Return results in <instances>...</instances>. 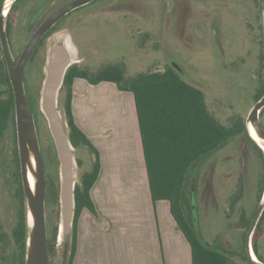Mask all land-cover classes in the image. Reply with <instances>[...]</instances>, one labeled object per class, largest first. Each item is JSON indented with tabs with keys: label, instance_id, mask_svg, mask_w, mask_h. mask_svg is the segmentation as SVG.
<instances>
[{
	"label": "rangeland",
	"instance_id": "1",
	"mask_svg": "<svg viewBox=\"0 0 264 264\" xmlns=\"http://www.w3.org/2000/svg\"><path fill=\"white\" fill-rule=\"evenodd\" d=\"M69 1H51L42 16ZM200 1L94 0L72 11L46 38L34 59L27 63L24 76L28 94L40 101L49 47L55 40L66 38L76 62L92 70L107 63L125 62L126 74L135 75L176 63L185 68L187 76H183L205 92L210 111L221 122L230 124L239 115L246 120L264 77L261 0L239 2L234 6L236 13L228 12L221 5L210 4L209 0ZM31 5V0H25L12 18L16 28L20 21L17 15L24 16L22 21L25 22H21L25 31L19 38L13 33L15 60L19 58L25 40L28 41L39 25V22L30 23L28 7ZM196 6H210L211 12L201 14ZM60 111L63 115L61 108ZM35 120L47 181L45 205L49 229L55 223L60 224L59 194L58 199L52 198L60 188V162L46 117L42 113L35 114ZM8 136L0 140V156L10 154L12 159L15 152L19 154L17 133L13 141L12 135ZM9 142L13 143L11 150ZM74 154L75 158L88 159L84 151L75 149ZM207 167L214 172L206 176L208 189L204 187L201 174ZM81 172L77 163L76 180ZM263 176L264 158L243 134L232 136L222 148L199 158L188 171L186 205L196 226L207 242L216 248L227 249L232 258L242 264L247 263L245 233L248 226L241 223L243 230H238L235 224L238 225L242 211L244 219H252L258 207ZM17 212L10 182L0 171L1 231L12 233L18 220ZM260 220L261 228L256 227L255 231L259 230V247L264 259L262 216ZM71 241L68 240V250ZM57 247L55 264H60L65 247L60 236ZM9 249L6 242L0 241V264H4L3 258Z\"/></svg>",
	"mask_w": 264,
	"mask_h": 264
},
{
	"label": "trees",
	"instance_id": "2",
	"mask_svg": "<svg viewBox=\"0 0 264 264\" xmlns=\"http://www.w3.org/2000/svg\"><path fill=\"white\" fill-rule=\"evenodd\" d=\"M5 1L0 0V16ZM31 1L32 5L28 7L29 16H31L30 23L37 15L35 24L38 22L40 24L55 11L42 16V13L48 9L53 0ZM24 3L25 0H16L7 15L6 31L12 53L14 49L13 33H16L19 38V35L25 31V26L21 24L24 16L17 15L18 21L20 20L19 28H16L12 18L17 9L21 8ZM60 22L41 39L29 61L34 59L40 47L44 45L46 38L57 28ZM23 23L25 24V22ZM26 43L25 40L21 52ZM77 78H85L91 84H99L104 81L114 82L118 89L133 93L152 199L154 202L158 200L170 202L177 225L190 242L192 264H242L234 260L227 249L216 248L204 239L186 205V184L188 171L192 164L202 156L212 154L222 148L225 142L234 135L241 133L246 135L264 158L263 150L247 130L245 118L239 115L230 124L221 122L210 111L205 92L188 81L173 64L164 69L127 75L125 62L107 63L95 70L75 62L68 68L60 89L59 107L62 109L64 119L68 124L71 143L77 151L86 152L88 158L85 161L80 157L76 158L82 172L75 186V213L70 237L72 241L69 247L68 264L73 263L76 254L78 221L82 211L87 208L95 214L97 213L91 196V189L98 180L102 164L99 149L79 126L74 115L73 85ZM0 87V140H2L7 135L15 137L16 121L14 92L1 44ZM263 93L264 77L261 79L260 87L255 94V102L262 97ZM28 96L34 113L39 116L42 111L38 97L33 94H28ZM11 147L12 144L9 142V150ZM0 167V171L10 182V188L18 207V220L12 233L8 234L0 229V241L6 242L10 247L8 254L3 258V262L4 264H25L29 222L19 154L15 152L12 159L10 154L5 156L2 154ZM263 190L264 176L258 200H260ZM58 194L59 191L57 190L52 198L58 199ZM246 224L249 226L250 220ZM58 237L59 223H55L48 229L49 264L56 263ZM255 251L261 257L256 245ZM246 260L248 264H254L247 254Z\"/></svg>",
	"mask_w": 264,
	"mask_h": 264
},
{
	"label": "crops",
	"instance_id": "3",
	"mask_svg": "<svg viewBox=\"0 0 264 264\" xmlns=\"http://www.w3.org/2000/svg\"><path fill=\"white\" fill-rule=\"evenodd\" d=\"M72 105L102 163L91 189L97 213L85 208L79 217L72 264H192L190 242L170 202L152 199L133 93L114 82L77 78ZM213 173L211 167L201 173L207 189L205 179Z\"/></svg>",
	"mask_w": 264,
	"mask_h": 264
},
{
	"label": "water",
	"instance_id": "4",
	"mask_svg": "<svg viewBox=\"0 0 264 264\" xmlns=\"http://www.w3.org/2000/svg\"><path fill=\"white\" fill-rule=\"evenodd\" d=\"M15 1L16 0H13L9 5L8 13ZM93 1L94 0H71L51 13L33 31L17 60L13 57L6 31L8 13H5V10L7 7V0L4 3L2 14L0 16V43L14 92L16 133L21 164V175L24 192L27 197L29 225L25 264H49L48 228L45 205L47 181L35 113L25 85V66L41 39L52 27L72 11ZM262 9L264 15V0H262ZM76 61L78 60H76L68 40L66 38L55 40L48 50L45 77L40 96V109L48 121L60 162L59 200L61 216L59 236L62 237L65 242L60 264H68L69 262L68 240L71 237L74 222L77 161L74 154L75 147L72 145L69 137L68 124L60 111L59 95L65 74L68 68ZM173 65L182 71V68H180L179 65L176 63H173ZM263 108L264 93L262 97L255 102L246 118L247 130L261 149L262 147L259 142L252 135L250 125L254 128L260 139H262V144L264 145V126L260 117ZM32 154L35 159V191H33L29 179V172L32 165ZM263 211L264 192L246 235L247 251L254 264H264V262L259 259H254L251 253L252 235ZM30 213L33 216L32 224L29 221Z\"/></svg>",
	"mask_w": 264,
	"mask_h": 264
},
{
	"label": "flooded vegetation",
	"instance_id": "5",
	"mask_svg": "<svg viewBox=\"0 0 264 264\" xmlns=\"http://www.w3.org/2000/svg\"><path fill=\"white\" fill-rule=\"evenodd\" d=\"M197 1H200V0H197ZM204 1H206V0H204ZM253 1H255V0H253ZM201 2V1H200ZM244 3L245 4V1L244 0H209V2L208 3H210V4H217V5H221L223 8H227L228 9V12H233V13H236L235 11H236V8L234 7V6H236L238 3ZM248 2V1H247ZM261 4H262V0H261ZM197 7V10H199V12L201 13V14H204V13H207V12H211V7L209 6V8H200V6H196ZM232 8V9H231ZM262 9V8H261ZM263 10V9H262ZM217 12V11H216ZM212 13H215V12H212ZM212 13H210V14H212ZM258 13H259V11H258ZM35 22H36V20L35 21H32V23L31 24H35ZM216 22V21H215ZM244 23H245V21H244ZM28 62H29V60H28ZM27 62V63H28ZM173 64V63H172ZM27 65V64H26ZM175 66V65H174ZM26 67V66H25ZM180 68H182V71H180L178 68H176L182 75L184 74H186V76H187V72H186V70H185V68L184 67H180ZM26 74V70L24 71V75ZM263 115H264V112L262 113L261 112V122H262V124H263V126H264V121L262 120V117H263ZM245 123H246V121H245ZM241 134H243V133H241ZM244 135V134H243ZM245 137H246V135H244ZM247 138V137H246ZM248 139V138H247ZM12 141H13V136H12ZM251 142V141H250ZM12 143V142H11ZM12 146H13V143H12ZM262 184V183H261ZM261 188V187H260ZM260 191V190H259ZM263 192H264V190H263ZM263 192H262V195H263ZM259 196V195H258ZM261 198H262V196H261ZM261 198H260V200H261ZM260 200H258V204H259V202H260ZM258 204H257V206H258ZM256 212V211H255ZM264 212V211H263ZM241 214H244L243 213V211H242V213ZM255 214V213H254ZM264 215V214H263ZM262 215V218H263V220H264V216ZM254 216V215H253ZM243 217V216H242ZM253 218V217H252ZM247 221V220H246ZM246 221H245V224H246ZM251 221H252V219H250V223H251ZM261 220L259 219V221H258V224H257V229H260L261 228ZM239 224V223H238ZM249 226H250V224H249ZM249 226H248V229H249ZM235 228L237 229V224H235ZM248 229H247V231H248ZM256 229V228H255ZM258 233H259V230H256L254 233H253V235H252V237H253V239L251 240V246H252V248H253V250H254V252H255V254H256V256H257V258L260 260V261H262V262H264V259H263V255H262V253H261V250H260V247H259V241H260V239H259V235H258ZM246 235H247V232L245 233V245H246ZM255 245L257 246V248H258V253L261 255V257L256 253V251H255ZM246 254L249 256V254H248V251H247V246H246ZM249 259L251 260V258L249 257ZM252 261V260H251ZM253 262V261H252ZM254 263V262H253ZM246 264H248V261H247V263Z\"/></svg>",
	"mask_w": 264,
	"mask_h": 264
},
{
	"label": "bare ground",
	"instance_id": "6",
	"mask_svg": "<svg viewBox=\"0 0 264 264\" xmlns=\"http://www.w3.org/2000/svg\"><path fill=\"white\" fill-rule=\"evenodd\" d=\"M12 1L13 0H7V7L5 10V13H8V7ZM250 129H251L252 135L256 138V140L259 142L260 146L262 147V149L264 151V145L262 144V139H260V137L257 135V133L255 132L254 128L251 125H250ZM34 169H35V159H34L33 154H32V165H31L30 172H29V179H30V183H31L33 191H35V183H36V176H35ZM29 221L32 224L33 216L31 213L29 214ZM251 253H252V256L254 259H258L256 254H254L255 252H254L253 248L251 250Z\"/></svg>",
	"mask_w": 264,
	"mask_h": 264
}]
</instances>
